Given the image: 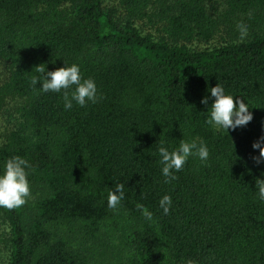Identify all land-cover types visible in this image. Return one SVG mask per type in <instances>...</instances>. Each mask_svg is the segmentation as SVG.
<instances>
[{
  "label": "trees",
  "instance_id": "trees-1",
  "mask_svg": "<svg viewBox=\"0 0 264 264\" xmlns=\"http://www.w3.org/2000/svg\"><path fill=\"white\" fill-rule=\"evenodd\" d=\"M0 63L14 119L0 169L12 155L31 165L26 203L0 208V264H264L251 146L264 133V0H0ZM40 63L79 64L96 102L65 110L62 92L31 85ZM216 83L247 100L245 126L205 123ZM201 139L207 162L190 156L165 183L160 142Z\"/></svg>",
  "mask_w": 264,
  "mask_h": 264
},
{
  "label": "clouds",
  "instance_id": "clouds-1",
  "mask_svg": "<svg viewBox=\"0 0 264 264\" xmlns=\"http://www.w3.org/2000/svg\"><path fill=\"white\" fill-rule=\"evenodd\" d=\"M246 28H241V36L245 35ZM40 82L41 92H62L63 107L65 110L71 109L73 101L83 107L87 103H95L98 98V89L94 79L83 77L81 67L77 63L66 64L47 70L44 63L35 66L34 74L31 76V85L36 86ZM74 86V87H73ZM209 95L201 98V103L207 105L208 116L205 123L213 130L228 131L245 126L253 118L250 106L246 100L240 96L226 92L222 84L216 83L208 90ZM235 97V102H234ZM209 100L211 104L208 105ZM253 149H259V157H253L257 163L264 160V133L252 143ZM159 163L161 164V175L164 182L175 180V173L179 172L190 156L198 157L201 163H206L209 158L207 144L201 139L181 140L179 145L171 151L164 146L161 141L158 145ZM31 165L28 160L19 155H12L7 158L0 169V208L13 209L26 203L31 194L30 181L28 179ZM255 188L261 201H264V179H255ZM124 185L117 183L107 195V206L116 208L124 197ZM171 197L168 194L159 199V206L164 214L169 212ZM136 207L141 215L147 219H152V212L143 204L138 203Z\"/></svg>",
  "mask_w": 264,
  "mask_h": 264
},
{
  "label": "rangeland",
  "instance_id": "rangeland-1",
  "mask_svg": "<svg viewBox=\"0 0 264 264\" xmlns=\"http://www.w3.org/2000/svg\"><path fill=\"white\" fill-rule=\"evenodd\" d=\"M216 3V2H215ZM217 4V3H216ZM220 7L219 4L216 5ZM196 46L205 47L204 44L195 43ZM203 45V46H202ZM6 70H4L3 65L0 63V83L3 81L5 77ZM13 115L10 107L0 108V140L2 136L5 134L6 130L10 127L13 122Z\"/></svg>",
  "mask_w": 264,
  "mask_h": 264
}]
</instances>
